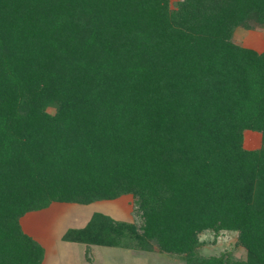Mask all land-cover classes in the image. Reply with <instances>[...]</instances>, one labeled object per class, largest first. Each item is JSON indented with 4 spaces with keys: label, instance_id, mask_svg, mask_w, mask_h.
I'll return each mask as SVG.
<instances>
[{
    "label": "trees",
    "instance_id": "trees-1",
    "mask_svg": "<svg viewBox=\"0 0 264 264\" xmlns=\"http://www.w3.org/2000/svg\"><path fill=\"white\" fill-rule=\"evenodd\" d=\"M170 1L0 0V264L43 263L25 214L125 194L137 220L64 239L264 264V149L242 147L264 135V54L233 39L264 0ZM207 234L247 257L202 254Z\"/></svg>",
    "mask_w": 264,
    "mask_h": 264
},
{
    "label": "rangeland",
    "instance_id": "rangeland-1",
    "mask_svg": "<svg viewBox=\"0 0 264 264\" xmlns=\"http://www.w3.org/2000/svg\"><path fill=\"white\" fill-rule=\"evenodd\" d=\"M179 2L180 0H171V9H178ZM233 39L236 44L242 47L252 49L259 54H264V23L259 22L256 17L248 18L235 29ZM57 109V103H53L46 108L52 115L57 113ZM243 137L242 147L244 150L254 152L264 149L263 133L246 130L243 132ZM135 202L136 200L133 194H125L117 199L107 200L103 204H93L85 210L92 215L100 213L117 221L131 222L136 219V215L135 218H133ZM69 211H71V209L66 210L64 214H60L61 216L56 215V217L54 216L53 218L49 217L52 221V225H55L54 221H57V226H54L56 229H62L64 219H67L66 215ZM203 239H207L208 241L207 248L202 251V254L206 256H211L213 253H222L229 261L243 260L247 257V250L236 242V234H227L223 236L221 234L217 236L214 234H207ZM66 247L67 248L62 249V253H58L56 248L50 253V261L53 260V264H119L120 261V264H187L181 257L159 253L158 248H155L153 252H138L136 256L128 254H126V256L123 254L124 252L121 253L120 250L112 249L106 253L108 255H105V257H103V254L101 255L102 250L97 249L94 259H90L86 256L83 245ZM53 252L58 254L54 255ZM111 255L113 256L111 257Z\"/></svg>",
    "mask_w": 264,
    "mask_h": 264
},
{
    "label": "crops",
    "instance_id": "crops-1",
    "mask_svg": "<svg viewBox=\"0 0 264 264\" xmlns=\"http://www.w3.org/2000/svg\"><path fill=\"white\" fill-rule=\"evenodd\" d=\"M100 203L103 204L105 203V201L94 202L90 205L54 202L45 209L29 212L21 218L20 223L24 232L30 237H32L35 241H37L45 250V257L42 264L54 263L53 260L50 261V253L54 251V248L58 250V253H62V249L67 248L66 246L72 245H83V249L86 252V256L90 259H94L97 249L102 250L101 255L103 254V257H105V255H108L106 253L112 249L120 250V252H124L123 254L125 255L128 254L136 256V254H134L129 249L106 247L99 245H87L84 243L71 242L64 239L65 234L69 230L85 228L94 215L90 214L89 212L87 213L85 209L93 204ZM68 209H71V211H69V213L67 212L69 214V217L68 214L66 215L67 217L65 216L67 219H64L62 229H56L54 226L57 224V221H54L53 219L55 225H52V221L49 217L53 218L54 216L56 217V215L61 216L60 214L66 213V210ZM53 253L54 255L58 254L56 252ZM112 256L113 255H111V257Z\"/></svg>",
    "mask_w": 264,
    "mask_h": 264
}]
</instances>
